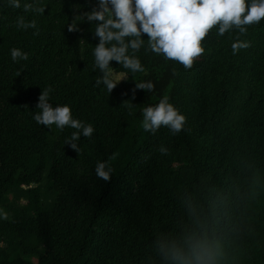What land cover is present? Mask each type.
<instances>
[{
	"label": "trees",
	"instance_id": "trees-1",
	"mask_svg": "<svg viewBox=\"0 0 264 264\" xmlns=\"http://www.w3.org/2000/svg\"><path fill=\"white\" fill-rule=\"evenodd\" d=\"M24 2L0 0V264H264V18L244 34L213 26L189 69L143 48L144 72L110 61L127 78L109 93L95 23L78 16L98 0H39V14ZM235 39L250 46L233 55ZM46 89L92 124L78 152L76 129L32 119ZM163 96L186 117L178 133L141 125Z\"/></svg>",
	"mask_w": 264,
	"mask_h": 264
},
{
	"label": "clouds",
	"instance_id": "clouds-1",
	"mask_svg": "<svg viewBox=\"0 0 264 264\" xmlns=\"http://www.w3.org/2000/svg\"><path fill=\"white\" fill-rule=\"evenodd\" d=\"M13 8L21 7V0H7ZM24 12L43 13L45 6L39 0H25ZM82 20L95 23L94 35L98 43L93 49L94 67L101 76L95 81L101 83L108 92L121 78L111 71L110 61L129 69L132 73L144 72L141 60L136 55L141 48L149 50L164 59H172L182 64L185 69L192 67L194 59L204 53L202 39L209 30L216 26V33L222 36L226 31L237 30L244 34L248 25L257 24L264 18V0H98L90 11L78 15ZM18 28H32L33 35L38 34L35 19L25 21L23 16L16 20ZM69 30L77 24L68 25ZM147 34V38H142ZM250 46L247 40L235 39L231 44L232 54ZM13 62L27 60L28 53L21 48L9 50ZM152 81H135V88L152 91ZM50 89L41 91L32 119L40 125L63 129L65 126L76 129L66 143L78 152L76 141L81 135L88 137L94 131L91 123L75 118L68 104L53 106L49 102ZM141 125L145 131L155 132L160 126H166L173 134L183 128L186 117L163 96L155 105L142 109ZM160 151H165L161 147ZM112 169L106 168L105 161L95 165L96 175L107 181Z\"/></svg>",
	"mask_w": 264,
	"mask_h": 264
},
{
	"label": "rangeland",
	"instance_id": "rangeland-1",
	"mask_svg": "<svg viewBox=\"0 0 264 264\" xmlns=\"http://www.w3.org/2000/svg\"><path fill=\"white\" fill-rule=\"evenodd\" d=\"M114 75H116V76H125L123 73H114ZM123 79V77L121 78V80Z\"/></svg>",
	"mask_w": 264,
	"mask_h": 264
}]
</instances>
